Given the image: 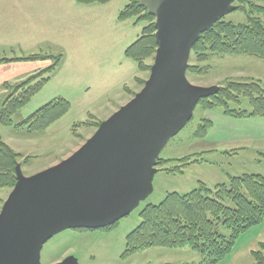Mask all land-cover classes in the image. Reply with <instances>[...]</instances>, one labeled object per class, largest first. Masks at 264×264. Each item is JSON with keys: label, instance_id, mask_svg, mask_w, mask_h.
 <instances>
[{"label": "rangeland", "instance_id": "obj_1", "mask_svg": "<svg viewBox=\"0 0 264 264\" xmlns=\"http://www.w3.org/2000/svg\"><path fill=\"white\" fill-rule=\"evenodd\" d=\"M130 1L114 0L106 7L96 5L93 7L96 11L80 14L73 0H46L43 5L32 4L31 15L17 16L11 40L23 44L0 48L1 57L36 54L64 57L50 81L14 115L13 125L0 127L3 141L20 155L17 166L24 176H33L73 155L94 135L99 128L97 124L100 126L144 88L156 52L146 61L150 66L147 71H140L125 56L147 24L140 16L119 20ZM247 1L234 2L237 10L224 17L225 20L246 24L244 9L251 11L244 3ZM260 4L264 6V2ZM258 16L264 23V15ZM25 24L30 28L26 29ZM38 63L41 68L32 76L44 73L54 60ZM190 66H197L198 72H187V77L199 87L216 86L220 90L227 82L251 81L264 86V60L256 57L211 54L203 63L192 52ZM58 98L67 100L70 108L44 132L30 134L26 128L16 127ZM199 103L190 122L168 142L157 159L158 172L147 199L129 216L116 222L118 225L113 229L108 227L115 224L108 229H68L56 234L43 247L42 264H57L69 257L76 258L79 264H202L203 257L188 246L150 248L123 257L127 236L140 226L141 212L148 205H159L172 193L188 194L200 183L214 188L228 183L230 177L264 176V119H235L225 114L221 106L205 109ZM229 108L252 110L246 98H241L238 104L229 103ZM207 122L212 124L207 135L196 137L202 124L208 127ZM14 187L0 189V212ZM221 231L226 237L231 236L226 228ZM262 244L264 223L242 234L232 253L217 264H254L253 254L263 251Z\"/></svg>", "mask_w": 264, "mask_h": 264}, {"label": "water", "instance_id": "obj_2", "mask_svg": "<svg viewBox=\"0 0 264 264\" xmlns=\"http://www.w3.org/2000/svg\"><path fill=\"white\" fill-rule=\"evenodd\" d=\"M236 1L245 0H140L156 19L148 81L70 157L30 177L17 166L0 212V264H42L43 247L56 234L106 228L147 199L161 152L200 100L219 92L192 84L187 72L201 35L236 11Z\"/></svg>", "mask_w": 264, "mask_h": 264}, {"label": "trees", "instance_id": "obj_3", "mask_svg": "<svg viewBox=\"0 0 264 264\" xmlns=\"http://www.w3.org/2000/svg\"><path fill=\"white\" fill-rule=\"evenodd\" d=\"M75 1L80 5H91L107 4L112 0ZM261 2L264 0L244 2L251 7V11L242 8L247 14L246 24H235L223 18L203 33L192 50L198 56V61L207 62L211 54L245 55L264 60V23L258 16L264 15ZM137 16L147 24L141 36L127 48L125 56L135 62L140 71H147L150 66L146 61L157 49L155 17L141 5L140 0H131L121 11L119 20L126 21ZM49 59H53L54 64L41 74L43 78L35 75L14 87L6 84V89L12 93L0 98V127L13 125L14 115L43 89L64 61L63 54H36L14 59L0 55V64ZM189 72L197 73V66H190ZM45 74L48 76L45 77ZM124 89L126 91L128 87L125 86ZM241 98L249 100L251 111L229 108V103L238 104ZM199 105L205 109L221 106L225 109V114L235 119H264V86L259 81L227 82L217 95L202 99ZM69 108L70 103L67 100L55 99L16 127L26 128L30 134L42 133L60 120ZM207 126L202 124L195 136L205 137L212 124L207 122ZM19 157L0 135V189L13 188L16 185ZM141 218L140 226L127 236L124 258L150 248L188 246L203 257L202 264H217L232 253L242 234L264 223V176L244 174L230 177L228 183L214 188L200 183L188 194L172 193L161 204L148 205L141 212ZM117 225L108 228L113 229ZM222 228L229 230L231 236L226 237L221 231ZM262 247L264 248L263 244ZM253 256L254 264H264V249L262 252H254Z\"/></svg>", "mask_w": 264, "mask_h": 264}, {"label": "crops", "instance_id": "obj_4", "mask_svg": "<svg viewBox=\"0 0 264 264\" xmlns=\"http://www.w3.org/2000/svg\"><path fill=\"white\" fill-rule=\"evenodd\" d=\"M45 1L46 0H0V48L13 47L23 44L22 42H15L11 40V36L14 34L11 30L14 29L13 25L15 20L17 21V16L22 17L27 14L31 15L33 13L32 4L43 5ZM109 3L80 5L73 0V5L76 9H78L80 14H89L92 11H96V8H93L96 5L106 7ZM77 5L85 8H78ZM24 27L26 29L30 28V26L27 27L26 24ZM4 31L6 33H4ZM14 58L17 57H8V59ZM40 68L41 65H39L38 62L31 61H18L0 64V98L8 95V90L5 87L6 84L13 85L20 81H24L36 73Z\"/></svg>", "mask_w": 264, "mask_h": 264}]
</instances>
